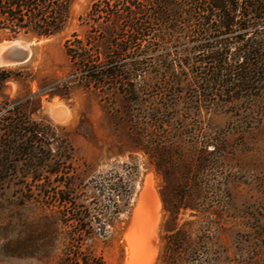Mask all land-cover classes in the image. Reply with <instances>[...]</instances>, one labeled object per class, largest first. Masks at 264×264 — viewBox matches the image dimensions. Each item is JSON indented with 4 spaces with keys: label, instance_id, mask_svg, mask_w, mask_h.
Instances as JSON below:
<instances>
[{
    "label": "rangeland",
    "instance_id": "1",
    "mask_svg": "<svg viewBox=\"0 0 264 264\" xmlns=\"http://www.w3.org/2000/svg\"><path fill=\"white\" fill-rule=\"evenodd\" d=\"M97 1L73 0L66 28L50 38L23 32L13 37L8 29H0V42L17 40L31 47L27 62L0 66V78L9 77L0 79V141L8 119L39 124L45 132L41 140L53 146V153L67 151L70 160L63 172L81 187L125 163L138 168L132 211L122 214L106 237L83 247L103 264L127 263V234L134 221L142 238L140 264H160L165 240L158 191L163 180L153 157L157 150L173 155L168 162L178 170H170L174 182L184 186V179L199 172L205 186L202 198L189 197L190 207L178 215V227L185 225L191 245L176 264H264V93L243 92L232 101L217 96L197 104L196 74L202 66L196 63L202 59L198 55L173 62V74L158 65L149 67L134 78L133 87L86 85L66 54L65 42L77 35V40L94 45L91 50L114 48L115 59L125 46L123 41L108 45L95 36L106 24L90 27L81 20ZM193 46L191 41L161 45L152 58L172 59ZM130 60L134 56L123 62ZM54 101L70 111V119L51 120L47 106ZM14 159L15 169L0 173V264H61L68 231L45 193L46 186L51 192L61 179L49 178L43 169L33 180L26 174L25 157ZM200 161L203 170L197 171ZM191 179L186 191H191Z\"/></svg>",
    "mask_w": 264,
    "mask_h": 264
},
{
    "label": "trees",
    "instance_id": "2",
    "mask_svg": "<svg viewBox=\"0 0 264 264\" xmlns=\"http://www.w3.org/2000/svg\"><path fill=\"white\" fill-rule=\"evenodd\" d=\"M72 2L0 0V29H8L13 37L21 32L37 39L53 37L66 28ZM81 20L90 27L110 24L95 34L102 42H125L116 59L114 48L91 50L94 45L77 40V35L65 42L72 66L88 86H131L134 78L149 67L158 65L173 74V62L193 60L198 55L202 59L196 63L202 66H198L196 74L197 104L217 96L232 101L241 98L243 92L264 93V0H98ZM145 40H149L148 46L136 48ZM181 41H191L194 46L182 56L176 54L168 59L167 55L153 60V52L161 50V45ZM133 56L135 60L123 62ZM4 134L0 141V173L13 171L14 158L22 155L26 174L33 180L43 169L49 178L61 179L53 191L45 187L46 198L56 205L68 231L69 244L61 264H103L101 258L83 247L106 237L109 228L120 223L119 217L132 211L138 168L125 163L81 187L63 172V165L70 160L67 151L53 153V146L41 140L45 132L39 124L8 119ZM170 155L157 150L153 156L163 180L158 189L164 210L161 239L165 240L160 264L179 263L184 260L180 255L189 253L191 234L185 225L178 227V215L190 207L189 197L202 198L205 187L199 172L188 179L193 181L191 191L185 190L187 178L184 186L182 181L181 185L174 182L172 171L178 170L168 162ZM203 165L202 161L197 163V171ZM187 169L186 175H192L191 168Z\"/></svg>",
    "mask_w": 264,
    "mask_h": 264
},
{
    "label": "bare ground",
    "instance_id": "3",
    "mask_svg": "<svg viewBox=\"0 0 264 264\" xmlns=\"http://www.w3.org/2000/svg\"><path fill=\"white\" fill-rule=\"evenodd\" d=\"M0 66H5V65L0 64ZM47 111H48L49 117L55 123L65 122L68 119H70V117H71L70 111L62 103L57 102V101H54L53 104H49L47 106ZM138 208H139L138 210H140V207H138ZM137 213H138V211H135V214H134L135 215L134 218H136V220H137ZM140 219H142V218H140ZM139 222H141V221H139ZM135 223L136 222L134 221L133 227L131 228V230L127 234V241H128L127 243L129 246L128 247L129 250H128V259H127L126 264H140V263H142V248H143V247H141L142 246V242H141L142 238H140V236H139L138 229H137V226ZM141 228L142 227H140V229ZM146 228H148V227H146ZM145 232H146V229H145ZM143 236L145 237L144 234H143Z\"/></svg>",
    "mask_w": 264,
    "mask_h": 264
},
{
    "label": "water",
    "instance_id": "4",
    "mask_svg": "<svg viewBox=\"0 0 264 264\" xmlns=\"http://www.w3.org/2000/svg\"><path fill=\"white\" fill-rule=\"evenodd\" d=\"M31 56V47L22 41L0 42V64L15 66L27 62Z\"/></svg>",
    "mask_w": 264,
    "mask_h": 264
}]
</instances>
